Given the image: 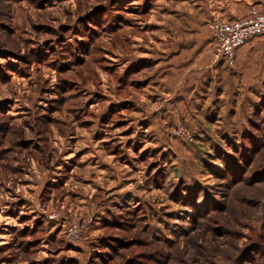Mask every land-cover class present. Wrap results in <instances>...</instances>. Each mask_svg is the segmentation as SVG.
<instances>
[{
  "label": "rangeland",
  "instance_id": "374dc122",
  "mask_svg": "<svg viewBox=\"0 0 264 264\" xmlns=\"http://www.w3.org/2000/svg\"><path fill=\"white\" fill-rule=\"evenodd\" d=\"M260 1L0 0V264H264Z\"/></svg>",
  "mask_w": 264,
  "mask_h": 264
},
{
  "label": "built area",
  "instance_id": "2783aa9c",
  "mask_svg": "<svg viewBox=\"0 0 264 264\" xmlns=\"http://www.w3.org/2000/svg\"><path fill=\"white\" fill-rule=\"evenodd\" d=\"M208 26L213 33L215 50L212 59L215 62L225 58L228 65L236 62L239 47L251 39L264 35V0L251 6L247 15L238 16L233 20H225L215 14ZM75 230H71V235Z\"/></svg>",
  "mask_w": 264,
  "mask_h": 264
},
{
  "label": "crops",
  "instance_id": "0c3cea01",
  "mask_svg": "<svg viewBox=\"0 0 264 264\" xmlns=\"http://www.w3.org/2000/svg\"><path fill=\"white\" fill-rule=\"evenodd\" d=\"M254 39V38H253ZM253 39H251L250 41H248L245 45H243L242 47H240L238 50H237V52H236V54H237V57H236V61H238V59L241 57V54H242V52L243 51H248V50H250V44H252V40ZM251 42V43H250ZM249 44V45H248ZM241 53V54H240Z\"/></svg>",
  "mask_w": 264,
  "mask_h": 264
},
{
  "label": "trees",
  "instance_id": "16d2710c",
  "mask_svg": "<svg viewBox=\"0 0 264 264\" xmlns=\"http://www.w3.org/2000/svg\"><path fill=\"white\" fill-rule=\"evenodd\" d=\"M259 37V36H258ZM246 44V43H245ZM244 44V45H245ZM243 46V45H242ZM241 46V47H242ZM240 48V47H239ZM238 48V49H239ZM236 57H237V54H236ZM220 64H221V66H227L228 65V63H227V61H226V59L225 58H222L221 60H220V62H219Z\"/></svg>",
  "mask_w": 264,
  "mask_h": 264
}]
</instances>
